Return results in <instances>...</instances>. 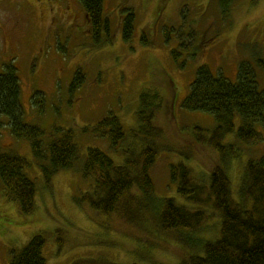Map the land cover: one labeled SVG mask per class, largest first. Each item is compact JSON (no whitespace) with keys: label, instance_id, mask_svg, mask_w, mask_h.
<instances>
[{"label":"rangeland","instance_id":"374dc122","mask_svg":"<svg viewBox=\"0 0 264 264\" xmlns=\"http://www.w3.org/2000/svg\"><path fill=\"white\" fill-rule=\"evenodd\" d=\"M129 8L134 28L126 41L121 25ZM103 15L109 21L105 43L103 36L99 42L90 36L78 0H0V73L7 66L16 70L24 124L42 131L44 148L71 129L79 155L71 168L45 175L47 158L37 160L29 141L12 136L3 120L0 152L27 160L25 173L36 191L34 209L22 214L0 188V264H9L12 252L23 249L35 234L45 239L46 264H70L82 257L117 264H173L184 253L181 243L170 236L154 237L146 219L141 224L148 231L117 220L105 229L78 205L76 199L91 192L93 185L82 174L87 149L98 148L121 165L120 149H138L155 141L158 156L150 172L155 196H175L168 164L186 161L200 176L212 156L198 144L188 160L182 155L192 142L194 126L210 130L214 125L211 115L181 107L197 67L206 66L214 76L221 74L234 83L239 64L249 62L259 90H264V0H236L224 19L217 0H103ZM76 72L81 76L75 81ZM143 93L158 96V101L150 102L159 103L155 108L159 133L141 130L133 137L130 131L137 128ZM34 94H39L35 104ZM111 115L118 118L125 135L116 150L92 130ZM234 123L237 128V117ZM256 129L261 139L254 145H237L238 158L228 164L234 198L246 159L264 157V128ZM233 136L224 140L234 141ZM219 228L218 218H208L196 237L214 239ZM149 240L156 244L149 246Z\"/></svg>","mask_w":264,"mask_h":264},{"label":"trees","instance_id":"16d2710c","mask_svg":"<svg viewBox=\"0 0 264 264\" xmlns=\"http://www.w3.org/2000/svg\"><path fill=\"white\" fill-rule=\"evenodd\" d=\"M236 0H217L221 18L227 17ZM95 42L109 41V21L103 15V0H78ZM134 12L126 9L122 22L123 39L130 40L134 28ZM182 45V44H180ZM76 72L74 80L80 78ZM20 89L16 70L7 66L0 73V128L5 119L12 136L26 139L37 160H48L43 173L49 175L71 168L78 160V148L71 129L52 139L44 148L39 128L24 124L19 101ZM158 96L143 93L136 112L137 128L130 132L137 137L141 130L159 133L155 126ZM152 103H151V102ZM39 102L34 94L33 103ZM181 107L188 112L207 113L213 117L210 130L194 126L187 153L188 160L195 144L206 148L211 157L206 172L200 176L183 160L168 164L169 181L175 196L157 198L151 168L158 156L155 141L142 143L138 149H120L123 163L116 165L102 150L90 147L82 162V174L92 179L91 192L76 199L89 212L94 223L105 228L117 220L126 226L146 229V219L154 228V237L170 236L181 243L183 255L173 264H264V157L247 158L243 166L236 197H233L228 164L238 158L237 145H254L261 139L257 126L264 128V90H259L253 66L242 61L237 81L230 82L221 74L214 76L208 67L199 66L189 84ZM238 125L235 128L234 120ZM94 135L104 138L110 150L125 138L118 118L111 115L98 121ZM87 128H84L86 130ZM233 133L234 141L225 137ZM227 139V138H226ZM190 151V152H189ZM27 160L13 152H0V188L6 198L18 204L22 214L34 209L35 185L26 175ZM211 217L219 219V235L211 240L196 237L201 223ZM44 237L35 234L19 252H12L9 264H46L42 255ZM149 246L155 241H147ZM70 264H117L95 257H82Z\"/></svg>","mask_w":264,"mask_h":264}]
</instances>
